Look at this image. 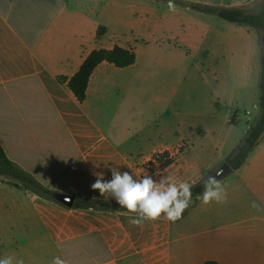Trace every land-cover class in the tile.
Returning a JSON list of instances; mask_svg holds the SVG:
<instances>
[{
	"label": "crops",
	"instance_id": "obj_1",
	"mask_svg": "<svg viewBox=\"0 0 264 264\" xmlns=\"http://www.w3.org/2000/svg\"><path fill=\"white\" fill-rule=\"evenodd\" d=\"M262 1L0 0V148L15 170L55 194L53 199L27 187L0 185L3 238L13 228L12 201L18 210L14 219L38 230L39 245L46 246L40 252L68 264H264V136L245 162L220 180L226 202L205 206L195 198L176 222L162 216L137 226L129 222L134 214L78 203L117 204L91 187L98 173L110 180L113 167L135 178L159 180L163 174L196 184L224 163L247 127L233 141L212 129L197 162L188 156L190 141L160 142L152 132L155 117L152 113L149 120L148 110L154 106L140 85L134 46L188 43L192 37L183 25L193 19L200 28L194 44L209 41L207 32L218 26L219 12L187 5L256 14ZM171 14L183 16L176 20L179 35L170 32ZM99 28L104 33L98 37ZM115 46L131 50L134 63L124 68L99 63L83 101H77L66 82L91 51ZM224 147V155L215 154ZM166 151L170 163H156L154 158ZM61 195L73 196L72 204L61 203ZM8 255L13 254L0 253Z\"/></svg>",
	"mask_w": 264,
	"mask_h": 264
},
{
	"label": "rangeland",
	"instance_id": "obj_2",
	"mask_svg": "<svg viewBox=\"0 0 264 264\" xmlns=\"http://www.w3.org/2000/svg\"><path fill=\"white\" fill-rule=\"evenodd\" d=\"M182 18V15L174 14L169 17L172 35L182 33L176 21ZM214 22L218 26L209 28L210 40L205 43L194 44L200 28L193 19L183 25V30L192 37L188 43L176 47L174 42L134 46L140 85L147 94L149 106H154L153 110H148L149 120L152 113L155 117L152 132L160 142L168 144L176 143L179 137L190 141L192 147L187 150L192 162H197V152L205 151L203 146L207 147L206 137L212 135V129L226 141H233L244 135L246 127L251 126L259 115L257 33L250 27L221 19ZM188 24L190 29L186 30ZM245 29L251 30L255 37L246 36ZM115 33L109 31V36L114 39ZM203 50L208 51L206 55L201 54ZM226 151L224 147L221 151L217 149L215 154L224 155ZM0 185L27 187L8 173H0ZM8 205V214L13 218L9 225L13 228L9 238L4 239L0 234V253L10 252L23 259L25 264H51L54 257L40 252V248L46 249V246L40 247L38 230L30 224L23 228L14 219L18 216L17 208L12 201Z\"/></svg>",
	"mask_w": 264,
	"mask_h": 264
},
{
	"label": "trees",
	"instance_id": "obj_3",
	"mask_svg": "<svg viewBox=\"0 0 264 264\" xmlns=\"http://www.w3.org/2000/svg\"><path fill=\"white\" fill-rule=\"evenodd\" d=\"M189 9L202 13L214 14L221 13V19L232 24L247 26L254 29L257 33L259 43V80H258V109L259 115L257 120L247 128L245 136L236 145L232 154L226 159L227 163L233 171L237 170L247 159L249 154L257 146L261 138L264 136V0L260 3L259 11L256 14H247L240 10H216L204 6L187 5ZM104 33L103 28H99L97 36ZM101 62L112 64L116 68H124L134 63V54L131 50L120 47L112 49H97L91 51L84 59L77 72L66 82L69 90L77 101L82 102L85 97L86 86L88 79L94 68ZM170 160L165 164H169ZM0 173H8L11 177L30 188L32 191L47 198H55V194L44 189L33 179L25 174L15 170L11 163L6 159L2 149L0 148ZM208 177H204L201 181L194 184L192 188L194 200L199 193L203 191L204 182ZM78 203L84 207L92 209L111 210L114 212H127L120 208L118 204L80 199ZM128 213V212H127ZM204 264H215L214 262H205Z\"/></svg>",
	"mask_w": 264,
	"mask_h": 264
},
{
	"label": "clouds",
	"instance_id": "obj_4",
	"mask_svg": "<svg viewBox=\"0 0 264 264\" xmlns=\"http://www.w3.org/2000/svg\"><path fill=\"white\" fill-rule=\"evenodd\" d=\"M111 173L110 180H105L103 173L96 174L97 179L91 187L98 190L101 197L114 199L120 208L134 214L129 221L133 225H141L144 221H157L162 216L176 222L192 203L194 183L187 180L163 174H160L159 180L150 175L135 178L133 174L121 172L115 167L111 169ZM222 175V170H219L204 182L203 191L196 197L203 205L226 202V190L216 178ZM253 206H256L255 202ZM0 264H24V260L8 255L0 257ZM51 264L68 262L56 256Z\"/></svg>",
	"mask_w": 264,
	"mask_h": 264
},
{
	"label": "water",
	"instance_id": "obj_5",
	"mask_svg": "<svg viewBox=\"0 0 264 264\" xmlns=\"http://www.w3.org/2000/svg\"><path fill=\"white\" fill-rule=\"evenodd\" d=\"M218 17L221 18V13H218ZM219 170H222L223 175L216 177L218 180H222L223 178H225L226 176H228L229 174H231L233 172L232 168L227 163L224 162L215 170V172L212 174V176H214L216 174V172ZM58 200L61 203L70 206L73 202V196L61 195L58 197Z\"/></svg>",
	"mask_w": 264,
	"mask_h": 264
},
{
	"label": "built area",
	"instance_id": "obj_6",
	"mask_svg": "<svg viewBox=\"0 0 264 264\" xmlns=\"http://www.w3.org/2000/svg\"><path fill=\"white\" fill-rule=\"evenodd\" d=\"M170 159H171V152H169V151L160 153L154 158L156 163H159V162L160 163H166Z\"/></svg>",
	"mask_w": 264,
	"mask_h": 264
}]
</instances>
